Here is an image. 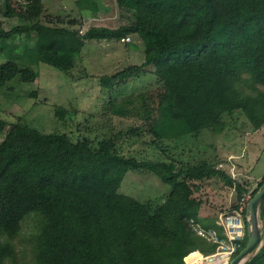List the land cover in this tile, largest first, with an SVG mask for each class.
Wrapping results in <instances>:
<instances>
[{"label":"trees","instance_id":"obj_1","mask_svg":"<svg viewBox=\"0 0 264 264\" xmlns=\"http://www.w3.org/2000/svg\"><path fill=\"white\" fill-rule=\"evenodd\" d=\"M115 2L132 15L128 24L117 29L91 27L81 35L36 22L42 0H27L20 13L5 0L6 15L17 17L20 24L8 32L0 30V39H35L24 54H9L0 64V88L17 77L24 83L37 78V73L20 66L23 60L68 73L87 41L138 36L145 47L144 63L105 76L102 84L112 89L147 74L149 67L155 69L157 115L148 124L155 137L152 143L162 140L158 129L163 123H170L179 137L205 130L222 133L238 114L247 118L253 131L264 127V92L255 87H264V0ZM247 86L256 93H247ZM142 127L130 134L140 136ZM119 136L95 144L0 119V264H18L14 241L23 222L32 217L38 218L37 231L30 236L35 264H184L191 252L215 251L216 246L198 237L190 224L193 220L222 232L216 224L219 215L201 217L196 183L219 178L236 188L239 199L244 187L228 168L219 170L206 161L179 168L174 161L125 156L117 147ZM129 171L159 178L170 188L166 200L154 205L121 193ZM260 213L264 221V200ZM246 242L247 238L242 249ZM198 256L202 255L196 252L185 261L194 264ZM246 264H264V246Z\"/></svg>","mask_w":264,"mask_h":264},{"label":"rangeland","instance_id":"obj_2","mask_svg":"<svg viewBox=\"0 0 264 264\" xmlns=\"http://www.w3.org/2000/svg\"><path fill=\"white\" fill-rule=\"evenodd\" d=\"M27 0H9L15 13L24 12ZM43 10L36 20L43 25L85 32L91 27L117 29L128 24L132 15L120 9L115 0H42ZM5 0H0V30L10 31L20 24L17 17H8ZM130 43L120 40L87 41L74 68L66 73L37 60H23L22 68L37 73V78L24 83L20 77L0 88V119L9 125L19 123L42 133L66 134L74 140L88 138L95 144L105 137L119 136L117 147L121 154L139 161L200 164L204 161L219 170H229L245 194L254 192L264 178V127L255 132L241 114L229 119L231 124L222 133L205 130L198 136L179 137L170 123L158 129V143L149 132V120L157 115L153 102L156 86L154 68L147 74L104 87L102 79L145 61V47L138 36H129ZM35 35L0 39V64L9 54H24L25 47L34 46ZM264 92V87L256 85ZM244 90L255 94L249 86ZM143 126L139 135L130 131ZM9 129V127L7 128ZM122 134V135H121ZM225 167L221 168L220 165ZM194 196L202 201V218L216 216L236 206V188H230L219 178L197 182ZM120 192L154 205L163 203L170 188L151 173L129 171ZM38 218H27L23 230L15 239L18 264H35L30 236L37 231ZM262 243L264 246V221ZM8 264V263H6Z\"/></svg>","mask_w":264,"mask_h":264},{"label":"built area","instance_id":"obj_3","mask_svg":"<svg viewBox=\"0 0 264 264\" xmlns=\"http://www.w3.org/2000/svg\"><path fill=\"white\" fill-rule=\"evenodd\" d=\"M81 33L84 32L82 31ZM121 42L128 44L131 42V38H122ZM220 167L223 168L225 165L221 164ZM252 196L253 191L244 194L240 199H238L236 206L219 214L216 224L222 229L221 234L216 229L203 228L200 224L191 220L190 224L194 233L209 244L216 246V249L214 252L208 254H203L200 251H194L185 257H191L197 252L204 257V261L207 263L213 264L219 261L229 264L231 260L242 250L243 242L247 238V206ZM244 210L247 212L246 215L244 214ZM185 257L183 259L184 264H189V262L185 261ZM192 259L193 258H190L189 261Z\"/></svg>","mask_w":264,"mask_h":264},{"label":"water","instance_id":"obj_4","mask_svg":"<svg viewBox=\"0 0 264 264\" xmlns=\"http://www.w3.org/2000/svg\"><path fill=\"white\" fill-rule=\"evenodd\" d=\"M264 200V181L262 186L248 203V217L246 219L247 242L245 247L231 260L229 264H246L258 252L263 238L261 224V204Z\"/></svg>","mask_w":264,"mask_h":264},{"label":"bare ground","instance_id":"obj_5","mask_svg":"<svg viewBox=\"0 0 264 264\" xmlns=\"http://www.w3.org/2000/svg\"><path fill=\"white\" fill-rule=\"evenodd\" d=\"M195 263H198V264H210V263H207L206 261H204V257L203 256H198L196 258V262ZM213 264H225V262H219V261H217V262H215Z\"/></svg>","mask_w":264,"mask_h":264}]
</instances>
